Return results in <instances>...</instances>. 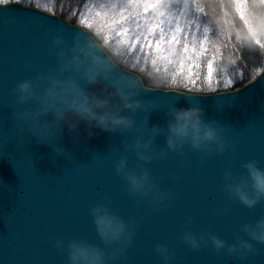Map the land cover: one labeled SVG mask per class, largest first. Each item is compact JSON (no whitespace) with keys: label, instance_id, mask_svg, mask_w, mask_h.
<instances>
[{"label":"water","instance_id":"95a60500","mask_svg":"<svg viewBox=\"0 0 264 264\" xmlns=\"http://www.w3.org/2000/svg\"><path fill=\"white\" fill-rule=\"evenodd\" d=\"M56 37L60 43L54 42ZM59 52L65 62L75 58L79 72L95 77L97 82L89 85L75 74L89 95L108 98L120 108L121 94L150 104L147 111L121 113L137 125L147 120L149 128H166L165 113L171 108L199 107L205 122L215 121L214 127L223 128L220 135L226 150L205 154L185 144L182 151H168L165 136L160 135L154 141L155 152L164 149L168 154L144 164L124 145L137 135L148 139L147 130L111 133L91 128L95 135L89 137L84 122L78 123V134L69 132L67 124L62 130L47 126L43 122L52 121L51 114L26 122L16 114L34 111L38 105L34 101L17 104L13 89L19 82L58 69ZM43 87L36 91L42 92ZM20 129L26 130L23 135ZM121 156L127 157L129 170L144 164L158 189L170 195L158 204L152 203L151 194L131 195L115 170ZM251 160L264 169V69L229 91L202 94L149 87L138 74L117 65L83 27L36 7L0 3V264H68L66 251L54 246L58 239L65 243L83 239L110 251L89 213L97 204L107 205L134 232L125 250L107 264H165L155 251L157 244L173 253L167 264H264V243L241 230L245 223L264 216V199L249 209L225 190L226 184L246 174L242 165ZM226 169L232 172L229 179L224 177ZM184 232L205 235L198 251L182 241ZM207 233L229 244L240 237L255 251L217 252Z\"/></svg>","mask_w":264,"mask_h":264},{"label":"clouds","instance_id":"9594fccd","mask_svg":"<svg viewBox=\"0 0 264 264\" xmlns=\"http://www.w3.org/2000/svg\"><path fill=\"white\" fill-rule=\"evenodd\" d=\"M248 20L252 25L251 31L248 29L243 33H238V39L245 45L252 46L254 43L253 34L256 38L264 39V3H261V0H252L248 11ZM54 42L60 43L59 37L54 38ZM57 55L61 59L58 69L47 75L38 74L35 80L19 82L13 89V92L17 94V104L34 101L38 105L34 111H23L16 114L26 122L29 120L38 121L40 117L51 114L52 121L43 122L47 126L58 125L56 130H62L63 125L67 124L69 132L75 131L78 134L77 125L79 122H84L89 129V137L95 135L90 130L91 128H99L101 131L111 133L122 130L142 133L147 130L149 132L148 139H144L143 135H137L130 144L124 145L126 151L133 152L136 158L144 164L150 163L154 159H162L168 154L164 149H161L158 154L155 152L154 141L160 135L165 136V145L168 151H182L185 144L189 145L192 150L205 154L213 151L222 153L226 150V142L220 135L223 128L214 127L215 121L205 122L199 107L171 108L165 113L169 117L166 128L158 125L149 128L147 120L137 125L134 119L121 113L124 110L135 112L137 109H143L147 111L150 104L134 100L130 94H121L120 99L123 107L120 108L111 105L108 98H101L95 94L89 95L80 87L75 74L79 73L80 77L86 80L89 85L97 82L95 77L89 76L86 71L79 72L75 58L65 62L63 52H59ZM66 72L72 74L65 76ZM41 85H44L43 90L38 93L36 89ZM69 116L74 119H69ZM19 131L23 135L26 130L20 129ZM27 132L37 136L30 130ZM37 137L39 138V136ZM212 145L216 147L213 148ZM144 164H137L135 170H129L127 157L121 156L115 164V170L126 181L131 195L147 198L151 194L155 197L152 203L158 204L170 193L161 192L158 189ZM242 167L246 170V174L241 175L235 182L226 184L225 190L229 198L235 197L241 204L251 209L264 199V169L258 167V162L255 160L244 163ZM224 177L225 179L232 177L230 169L225 170ZM221 211H227V209ZM89 213L101 242L111 250L106 251L83 239H70L66 243L58 239L54 246L57 250L66 251L68 264H107L108 260L115 259L119 253L125 250L134 235V232L129 229L128 223L111 212L105 204L92 206ZM191 222V217H189L187 223L191 224ZM241 230L251 240L264 243V216L254 223H245ZM181 239L190 248L198 251L205 241V235L201 234L197 237L191 232H184L181 234ZM207 239L217 252L225 248L229 254H239L241 250L244 253L255 251L251 243L240 237H236V244H229L212 233H207ZM112 245L118 247L112 248ZM155 251L164 259L165 264L173 255L163 244L155 245Z\"/></svg>","mask_w":264,"mask_h":264},{"label":"trees","instance_id":"16d2710c","mask_svg":"<svg viewBox=\"0 0 264 264\" xmlns=\"http://www.w3.org/2000/svg\"><path fill=\"white\" fill-rule=\"evenodd\" d=\"M12 1L36 6L84 27L117 65L137 73L144 85L192 93H214L237 89L264 69V48L255 43L247 46L238 39V33L245 32L248 27L240 19L236 5H248L244 9L245 18L248 19L252 0H0ZM152 4H167L168 7L149 8L145 12L144 6ZM185 4L189 7L185 8ZM200 8L203 11H199ZM160 12L164 16H160ZM121 13L124 16L131 14L133 18L120 25L113 24ZM87 20L97 24V28L104 29L119 44L116 52L107 47L95 30L89 27ZM159 21H166L162 24L166 38H171L179 26L180 32L176 35L180 43L165 42L161 51L155 50L154 44L152 48L142 47L145 37L153 42L159 39V28L149 32ZM120 28L128 29V34L117 37L115 32ZM205 28L208 29L206 33ZM137 38L133 47L131 41ZM259 40L264 44V39ZM201 41L207 51L192 59L191 52L199 51ZM185 42L189 44V53L181 51ZM189 60L198 65L191 72L187 66ZM209 60L213 64L211 78L207 68ZM181 62L185 65L183 74L180 73ZM189 78L195 80V84ZM211 81L216 82L211 85Z\"/></svg>","mask_w":264,"mask_h":264},{"label":"snow or ice","instance_id":"6c2138e0","mask_svg":"<svg viewBox=\"0 0 264 264\" xmlns=\"http://www.w3.org/2000/svg\"><path fill=\"white\" fill-rule=\"evenodd\" d=\"M261 3H264V0H261ZM168 7L167 4H164V5H156V4H152V5H145L144 6V11L147 12L149 11V8H153V9H156L158 7ZM185 8H188L189 5L188 4H185L184 5ZM248 5L245 4V3H240V4H237L236 5V10L237 12L239 13V17L242 21H244V24L245 26L248 27V29L251 31V28H252V25L250 23V21L248 19L245 18V12H244V9L247 8ZM199 11H203L202 8L199 9ZM136 15H140V13H136ZM160 16H164V13L163 12H160L159 13ZM133 17L131 16V14L129 16H124L122 13L120 14V17L118 20H115L113 21L112 23L115 24V25H120L122 22H125V21H128L130 19H132ZM166 21H159L157 22L155 25H153V28L152 29H149V32L151 33L153 31V29L155 28H159L160 29V35H159V39L155 40V42H153L152 40H149L148 37H145L144 38V44L142 45V47L146 46V47H149V48H152L153 47V44H154V48L155 50L157 51H161L163 50V45L165 42L167 43H172L173 41H175L177 44L180 43V38L176 35V33H179L180 32V28L179 26H177V28L175 29L173 35L171 36V38H166V35H165V32H164V29L162 27V24L165 23ZM189 23H192V21H189ZM128 29L126 28H120V30L116 31L115 32V35L117 37H123V36H126L128 34ZM208 31L207 28L204 29V32L206 33ZM139 38H137V40H133L131 41V44L132 46L134 47L137 43ZM186 39V38H185ZM252 39L254 41L255 44L259 45L261 48H264V44L261 43V41L259 39L256 38V36L253 34L252 35ZM195 47V46H194ZM181 51L183 53H189V44L187 42H185L183 44V47L181 49ZM207 51V49L204 47V42L201 41L200 42V46H199V51H192L191 52V58L192 59H195L197 56L199 55H202L203 53H205ZM169 64L172 63L171 60L168 61ZM153 64H155V60L153 61ZM184 62H181L180 63V73L183 74V71H184ZM188 70L189 72L192 71L193 67H198V65H194L191 60L188 61ZM212 67H213V64H212V61L209 60L207 62V68H208V76L209 78H211V74H212ZM190 79V82L195 84V80H191Z\"/></svg>","mask_w":264,"mask_h":264},{"label":"rangeland","instance_id":"374dc122","mask_svg":"<svg viewBox=\"0 0 264 264\" xmlns=\"http://www.w3.org/2000/svg\"><path fill=\"white\" fill-rule=\"evenodd\" d=\"M12 2H16V1H12ZM0 3H9V2H0ZM17 3H20V2H17ZM22 4V3H21ZM24 5V4H23ZM27 6H31V5H27ZM32 7H36V6H32ZM36 8H38V7H36ZM38 9H41V8H38ZM41 10H44V9H41ZM44 11H46V10H44ZM47 12H49V11H47ZM49 13H52V12H49ZM52 14H54V15H57V16H59V17H61L60 15H58V14H55V13H52ZM61 18H63V17H61ZM63 19H65V18H63ZM66 20V19H65ZM67 21V20H66ZM68 22V21H67ZM87 22H88V20H87ZM68 23H70V22H68ZM70 24H74V23H70ZM74 25H78V24H74ZM88 25H89V27L90 28H92L93 30H95V32H96V34L100 37V39L107 45V47L108 48H110L111 50H113L114 52H116L115 50H117V48L119 47V44L118 43H116L115 41H114V39L112 38V37H110V36H108L107 34H106V32H105V30L104 29H101L100 27L99 28H97L96 26H97V24L95 25L94 24V22H88ZM78 26H80V25H78ZM82 27V26H81ZM84 28V27H83ZM85 29V28H84ZM87 30V29H86ZM88 31V30H87ZM89 32V31H88ZM90 33V32H89ZM91 34V33H90ZM95 39V38H94ZM96 40V39H95ZM97 41V40H96ZM98 42V41H97ZM99 43V42H98ZM103 48V47H102ZM104 49V48H103ZM105 50V49H104ZM131 71V70H130ZM137 74V73H136ZM140 77V76H139ZM254 79V78H253ZM216 81H211L210 83H211V85L212 84H214ZM144 84V83H143ZM211 85H209V86H211ZM146 86H149V87H158V86H153V85H146ZM160 88H163V87H160ZM164 89H174V88H164ZM176 90H178V89H176ZM179 91H181V90H179ZM185 92V91H184ZM188 93H192V92H188ZM215 93V92H214ZM202 94H208V93H202Z\"/></svg>","mask_w":264,"mask_h":264}]
</instances>
